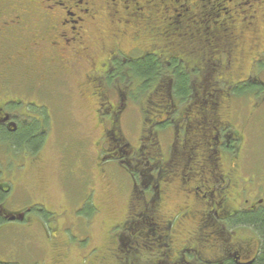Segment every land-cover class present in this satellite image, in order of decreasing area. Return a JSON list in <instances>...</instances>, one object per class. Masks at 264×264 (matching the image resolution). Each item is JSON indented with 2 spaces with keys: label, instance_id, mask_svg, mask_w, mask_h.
Wrapping results in <instances>:
<instances>
[{
  "label": "flooded vegetation",
  "instance_id": "obj_1",
  "mask_svg": "<svg viewBox=\"0 0 264 264\" xmlns=\"http://www.w3.org/2000/svg\"><path fill=\"white\" fill-rule=\"evenodd\" d=\"M96 40L105 59L98 68L92 62L96 76L88 79L104 106L97 111L108 137L125 102L143 98L146 115L152 98L159 96L154 83L148 91L136 87L132 64L151 57L163 69L160 83L167 79L171 84V69L179 68L189 86L181 101L162 106L160 122L168 124L162 130L175 137L167 160L157 152L162 130L156 133V148L149 138H140L130 160L136 173L131 175L130 196L138 213L117 225L116 234L109 232L113 250L122 253L126 264H256L264 256L263 238L242 217L264 212V172L251 174L242 165L246 135L238 119L240 102L260 99L257 104H264V0H0V146L10 153L0 160V227L18 222L25 229L35 224L33 215L40 223L50 221L43 217L49 213L45 205L28 207L22 193L15 198L17 152L37 155L51 125L49 111L31 100H41L48 85L43 82L61 78L52 61L56 53L48 56L47 51L68 49L75 58L89 57ZM25 74L28 79H22ZM247 85L258 91L246 90ZM114 95L119 97L117 107L108 102ZM226 102L229 118L223 116ZM257 108L244 116L258 115L264 123V112ZM23 130L32 132L37 145H17L8 137ZM154 164L162 166L155 174ZM18 167L21 171L22 165ZM170 183L192 201L162 217L161 185ZM49 229L51 242L55 231ZM45 247L48 257L54 243ZM7 256L0 257V264H20Z\"/></svg>",
  "mask_w": 264,
  "mask_h": 264
},
{
  "label": "rangeland",
  "instance_id": "obj_2",
  "mask_svg": "<svg viewBox=\"0 0 264 264\" xmlns=\"http://www.w3.org/2000/svg\"><path fill=\"white\" fill-rule=\"evenodd\" d=\"M97 42L98 45L93 47L94 54H88L89 57L83 54L81 58H75L68 49L61 53L60 49L55 48L46 53L48 56L52 52L56 53L52 61L59 67L61 78L51 83L49 80L43 82L42 84L48 85H44L42 89L41 100L39 97L31 100L45 106L51 115V125L47 128L45 142L37 155L17 152L20 158L15 167L20 175L17 173L19 176L15 180V198L22 193L23 202L28 207L39 208V204L45 205L49 213L43 217L50 218V221L40 223L39 218L33 215L35 224H30L25 229L18 222L3 224L0 227V257H8L9 254L13 261H20V264H33L35 260H44L48 264H126L121 259L122 253L113 250L114 239L109 238L112 235L109 232L116 234L119 230L117 225L133 217V212L138 213L132 208L137 202H132L130 196L131 173L135 171L129 162L125 164L113 156L120 155L121 160L122 155L117 152L122 144L128 149L127 157H135L140 138L144 136L146 129L143 120L146 104L141 97L133 102H125L126 106L119 115L116 128L109 129L108 140L111 143L116 140L117 145L104 152L106 146L100 144L105 141L102 138L104 125L98 116V111H102L104 106H99L95 85L88 79V76L95 75L90 67L92 62L98 68V64L105 59V49ZM111 43L107 42L106 46L109 48ZM34 66L38 69L39 76L41 71L36 63ZM25 75L22 79H28ZM28 94L34 95L35 92ZM114 97L115 99L109 98L108 102L117 107L119 97ZM259 101L260 99L255 103L237 101L239 110H242L238 122L243 135H246L242 165L246 169L247 164L251 174L258 170L259 173L264 172V123L257 120L258 115L247 118L244 114L255 110L254 107H258L256 111L264 112V104H257ZM31 106L34 110L35 106ZM178 106L181 107L179 104ZM223 106V116L229 118V105L226 102ZM162 132L157 139V152L166 161L175 137L171 131ZM110 145L113 146L114 143ZM4 148L0 146V160H5V155H10ZM130 163L135 164L133 160ZM18 165H22L21 171L18 170ZM152 167L154 174L162 169L157 164ZM11 169L13 166L7 172ZM161 188L165 192L160 209L162 217L175 213L179 206L188 205L192 201L176 183L161 185ZM234 200H237V196ZM49 227L55 231L51 242L47 240L52 234ZM190 227L186 226L187 229ZM123 232V238L126 239L129 232ZM178 238L179 236L175 238V242H178ZM48 243H54L55 249L49 248L50 255L45 257L42 250L47 249L45 245ZM21 244L22 249L19 250L18 246ZM116 256L120 258L116 259Z\"/></svg>",
  "mask_w": 264,
  "mask_h": 264
},
{
  "label": "trees",
  "instance_id": "obj_3",
  "mask_svg": "<svg viewBox=\"0 0 264 264\" xmlns=\"http://www.w3.org/2000/svg\"><path fill=\"white\" fill-rule=\"evenodd\" d=\"M131 68H132L131 78L134 80L135 79L138 80L137 84L135 83L136 87H138L142 91H145L146 89L148 91L151 89L150 84L154 83L155 89L160 88L159 89L160 91L158 92L159 96L152 98L153 105H151L149 109L151 113L144 115V119H143L144 125H146V129L144 131V136L142 137L149 138L150 140L148 143L152 146V148H156L155 136H156L157 131L162 128L167 127L168 125L167 122L166 124H162L160 122V121H163L162 113H161L162 106L164 104L167 105L169 103L167 102L168 100H170L171 102L175 100V102L178 103V101H181V99H183L189 93L187 77L182 71H180L179 68H174V70L171 69L172 83L170 84V82L167 79L166 81H163V83H160L161 77H162V75H160V72L163 69L162 67L158 66L155 63L154 59H152L151 57L146 58L143 61H139V62L132 64ZM256 89L258 91V88H256V86L254 85L246 86V90H250L253 93H254V90L256 91ZM161 100H162V103H161ZM107 135L106 133H104V136L106 137L104 138L105 141L104 142L101 141L100 143L102 145L105 144L106 148H104V150L110 149L111 147L115 148V146L117 145L116 140H112L114 145L111 146L110 144H113V143L109 142ZM8 137L11 140H13V142L17 145L22 143L23 141L27 143L28 145H37V140L32 139V132L31 131L29 132L28 130H25V131L23 130L22 132L9 135ZM118 141L119 143L121 142L119 139ZM126 148H127L126 145H122V144H121V148H118L117 153H120L122 155L121 160L119 159L120 155H114L113 157H115L116 160L124 162L125 164L129 162L128 164H130V166L132 167L133 165H131L130 163L131 155H130V158L127 157V154L129 152H128V149ZM100 151H101V148H100ZM131 174L133 175V172ZM242 219H243L242 222L244 224L250 225L257 231H259V233L261 234L263 238V242H264V212L244 216L242 217ZM263 258L264 256H262L256 264H263Z\"/></svg>",
  "mask_w": 264,
  "mask_h": 264
}]
</instances>
